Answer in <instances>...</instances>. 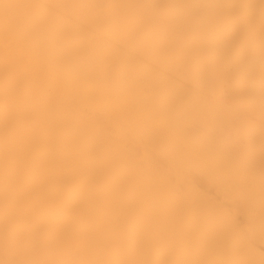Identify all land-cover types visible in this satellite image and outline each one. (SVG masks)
I'll list each match as a JSON object with an SVG mask.
<instances>
[{"label": "bare ground", "instance_id": "1", "mask_svg": "<svg viewBox=\"0 0 264 264\" xmlns=\"http://www.w3.org/2000/svg\"><path fill=\"white\" fill-rule=\"evenodd\" d=\"M0 264H264V0H0Z\"/></svg>", "mask_w": 264, "mask_h": 264}]
</instances>
